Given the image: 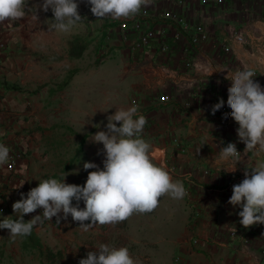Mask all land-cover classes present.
Listing matches in <instances>:
<instances>
[{
  "label": "crops",
  "instance_id": "crops-1",
  "mask_svg": "<svg viewBox=\"0 0 264 264\" xmlns=\"http://www.w3.org/2000/svg\"><path fill=\"white\" fill-rule=\"evenodd\" d=\"M42 2L28 0L32 9L25 18L0 23L5 40L0 49V143L20 153L10 171L0 167V188L9 201L0 220L18 219L12 204L44 179L62 180L68 174L66 183L84 184L95 170L85 171L84 162L103 168L104 156L97 155L103 145L92 136L107 130V116L116 108L137 106L134 118L147 119L141 138L151 145L152 162L169 169L187 195L181 200L162 196L150 212L163 216L155 225L157 233L132 239L129 252L133 249L141 264H264V224L244 228L238 216L242 209L228 203L245 168L250 171L264 160V153L244 152L239 125L227 106L228 79L236 70L254 71V81L264 88V0H154L149 11L176 12L189 23L202 24L207 35L187 44V34L173 37L167 20L141 16L140 26L153 34L142 51L130 48L135 31L122 36L117 28L119 20L137 15L99 20L87 0H76L84 19L64 33L51 29V10L38 9V20L33 19L35 5ZM159 39L172 46L171 57L154 51ZM183 47V57L193 62L189 68L181 64ZM163 94L167 99L160 98ZM220 98L223 111L213 115L211 107ZM230 142L241 155L225 160L219 150ZM36 215L37 210L24 219ZM63 223L53 217L32 230L53 251L66 244L69 229ZM6 230L0 229V264ZM77 231L84 236L79 226Z\"/></svg>",
  "mask_w": 264,
  "mask_h": 264
},
{
  "label": "clouds",
  "instance_id": "clouds-1",
  "mask_svg": "<svg viewBox=\"0 0 264 264\" xmlns=\"http://www.w3.org/2000/svg\"><path fill=\"white\" fill-rule=\"evenodd\" d=\"M87 3L91 6V13L102 20L105 17H134L142 8L151 6L154 0H87ZM78 7L76 0H43L35 5L33 19L38 20V9L45 13L51 10V29L68 33L84 19ZM31 9L28 0H0V23L21 20ZM255 76L254 71L246 69L236 70L230 79L225 78L231 81L227 89V106L231 118L239 125L236 129L239 142L245 145L244 152L259 155L264 153V88L254 81ZM224 103L220 98L211 107V113L214 115ZM137 111V106L116 108L113 115L107 116V130L97 131L92 136L93 142L103 145L97 153L104 156L102 169L96 163L84 162L85 171L95 170L88 172L83 185L66 183L68 174L62 180H42L26 194H20V199L12 204L13 213L19 214V218L3 217L0 229L9 230V237L15 239L30 235L37 222L55 217L56 223L60 224L70 215L72 221L88 232L97 225L122 222L134 213H150L158 207L162 196L183 199L187 195L183 183L173 181L164 168L152 162L149 155L151 145L141 138L147 119L143 115L134 118ZM228 116V113L224 114L225 119ZM9 151L0 143V167L8 163ZM219 151L225 160L241 155L232 142ZM235 171L236 168L229 172ZM244 177L233 185L228 203L242 209L238 212L239 223L247 229L264 224V160H258L250 171L245 168ZM81 201L83 208L80 207ZM37 209H43L42 215L24 220L26 214ZM79 264H140V261L130 255L127 247L101 244L98 250L87 252Z\"/></svg>",
  "mask_w": 264,
  "mask_h": 264
},
{
  "label": "rangeland",
  "instance_id": "rangeland-1",
  "mask_svg": "<svg viewBox=\"0 0 264 264\" xmlns=\"http://www.w3.org/2000/svg\"><path fill=\"white\" fill-rule=\"evenodd\" d=\"M74 202L75 201H73V204H75ZM162 218L163 216L161 215L151 213H134L131 217L122 222L97 225L88 232H85L83 236L81 232L77 231V227L79 226L78 222L72 221L71 216H69L66 223L62 225L63 229H69L67 233L68 238L65 239L66 244H63L62 247H54L52 252L59 250V253L53 254L51 261H47L46 259L42 260L41 264H79L80 259L86 258L87 252L98 250L101 244H107L116 248H130V243L131 245L135 244V241L132 239L141 235H155L157 233L155 225L158 224L160 220V222H162ZM149 222H151L150 225ZM86 223H90V221ZM145 226H148L149 230L141 231V229H145ZM3 237L6 239V244L2 247L3 261L1 264H38V258H40V256L44 257L41 255V252L45 251L46 245H44L40 239L39 248L25 250L21 248V245L18 247L17 237L15 239L9 237L8 230L5 231ZM147 238L148 237H145L144 239ZM137 246H139V244ZM136 249L139 251V247H136ZM133 252L134 250L131 249L130 255L135 259L136 256Z\"/></svg>",
  "mask_w": 264,
  "mask_h": 264
},
{
  "label": "built area",
  "instance_id": "built-area-1",
  "mask_svg": "<svg viewBox=\"0 0 264 264\" xmlns=\"http://www.w3.org/2000/svg\"><path fill=\"white\" fill-rule=\"evenodd\" d=\"M141 16H159L165 20H167L172 26H173V37H180L184 33L187 34V38L185 37V40L187 41V44H196L199 40L204 39L206 37V33L204 30V26L200 23H189L185 20L180 14L173 12L168 9H163L161 11H149L147 8H142L141 12L137 14L134 18L130 20H119L117 22V28L120 31V34L124 36L126 32H136L135 36L133 37V40L130 44V48H139L142 51V48L144 46L149 45V40L153 37V34L150 30L143 29L140 25L142 24V20L140 19ZM239 38V36H237ZM5 47V40L2 36H0V49ZM170 44L166 42L163 39H159L156 44V49L154 50L156 53H163L165 56L171 57L172 56V50H171ZM224 49H227L228 47L226 45L223 46ZM184 47L182 48L181 55L185 54ZM0 63H1V57H0ZM182 67L183 68H189L193 62L190 59V57H183L182 58ZM167 94H163L160 96L161 99H167ZM130 102L133 104H136V99L131 98ZM223 111V107L220 110ZM9 155L10 159L6 165H4L5 170L10 171L14 166V161L17 157H19L20 153L19 151L9 149ZM169 173V169L166 170ZM9 205V201L7 200V197L3 194L1 188H0V214L7 211ZM43 209H37L38 215H42ZM50 220H43V222H49ZM234 234V233H232ZM194 241V239H192Z\"/></svg>",
  "mask_w": 264,
  "mask_h": 264
},
{
  "label": "trees",
  "instance_id": "trees-1",
  "mask_svg": "<svg viewBox=\"0 0 264 264\" xmlns=\"http://www.w3.org/2000/svg\"><path fill=\"white\" fill-rule=\"evenodd\" d=\"M83 185V184H79ZM27 221L26 219H24ZM20 245L21 248H24L25 250H33L34 248H39L40 243H39V238L38 236L34 233L32 230L30 235L27 236H20ZM59 253V250H56L55 252H52L48 247L45 248L44 252H41V255L44 256L45 259L51 261L53 254Z\"/></svg>",
  "mask_w": 264,
  "mask_h": 264
}]
</instances>
